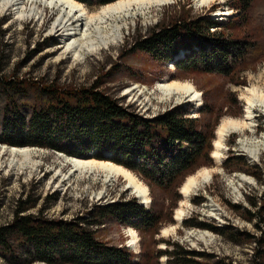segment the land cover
Returning <instances> with one entry per match:
<instances>
[{
    "label": "trees",
    "instance_id": "trees-1",
    "mask_svg": "<svg viewBox=\"0 0 264 264\" xmlns=\"http://www.w3.org/2000/svg\"><path fill=\"white\" fill-rule=\"evenodd\" d=\"M115 1L79 0L88 5ZM254 2L232 1L231 6L238 15L223 23L191 16L190 10L183 6L170 21L159 22L138 36L130 51L150 54L162 63L173 61L181 76L216 74L245 85L239 74L264 59V14ZM213 27L231 29L236 34L225 30L212 32ZM183 50L187 52L185 56L176 60ZM2 79L0 87L6 89V95L5 106L0 111V144L50 148L75 157L92 153L98 160H109L138 174L149 185L153 200L149 209L132 198L93 207L86 217L78 215L67 220L29 213L35 204H29V196H20L15 204L14 221L0 226L3 260L9 264H159L158 259L166 256L168 264H203L195 258L204 257L205 253L178 243H172V249H151L147 241L153 240L166 223L174 221L172 211L182 200L178 191L185 178L200 167L212 166L216 126L198 117H189L190 110L178 106L146 118L101 91L98 82L88 88L47 85L42 89L37 83ZM32 89L34 96L28 94ZM204 106L202 113L214 112L209 96ZM233 165L247 166V161L233 154L227 158L224 168L233 170ZM258 169L255 177L261 179L264 173L262 168ZM203 201L200 198L197 204ZM262 203L251 201L253 211L244 208L249 219L256 221L261 237L245 233V240L240 242L234 238L242 234L231 235L238 243H256L252 264H264ZM109 218L141 233L144 248L139 260L135 261L127 247L114 246L98 238L96 230ZM202 226L225 233L215 226ZM216 264L225 263L216 261Z\"/></svg>",
    "mask_w": 264,
    "mask_h": 264
},
{
    "label": "rangeland",
    "instance_id": "rangeland-1",
    "mask_svg": "<svg viewBox=\"0 0 264 264\" xmlns=\"http://www.w3.org/2000/svg\"><path fill=\"white\" fill-rule=\"evenodd\" d=\"M232 1L234 0H222V3L215 1L210 5L202 6L196 0H176L160 7H152L145 18L141 16L134 18L130 27L125 30L126 37L120 45L103 49L99 53L88 56L83 62L76 60L72 55L62 58L63 50H58L60 38L51 36L49 33V27L53 24L52 21L56 15L50 22L47 19L45 24L36 23L33 20L18 21L12 11L0 13V77L3 81L6 79L13 82L37 83L42 89L47 85L69 89L88 88L98 82L101 91L108 92L118 98L124 106H129L131 110H136L146 118L165 113L176 106L189 109V117H198L202 122L216 126L215 141L216 130L223 118L226 116L241 118L245 114L246 101L242 98L243 87L264 84V59L241 72L239 77L241 75L246 84L238 85L230 78H223L216 74L195 73L188 76L179 74V76L173 63L170 65V62H158L152 55L138 50L132 52L130 48L138 36L144 35L159 22L170 21L172 16L180 13L183 6L186 10H190L191 16L198 15L208 19L213 14L223 23L238 15V11L231 6ZM254 1L260 13L264 14V0ZM104 5L106 4L102 6ZM88 6L92 7L89 10L102 8L97 4ZM230 8L233 10L232 16L220 17L219 14ZM50 15L51 10H49ZM254 24L258 28V22ZM213 29L214 31L225 30L231 35L236 34L231 29L221 27H213ZM35 50L40 52H34ZM172 66L174 68H171ZM164 79L192 82L203 93V105L198 109L194 103H182L178 98L163 97L164 94L158 90L157 86L158 82ZM137 84L145 90V95L137 91L134 96L124 95L126 88ZM28 94L34 96L35 92L32 89ZM5 95L6 89L0 87V111L5 106ZM207 96L214 110L211 114L202 113V110L206 109L204 105ZM258 115L255 132L245 131L227 137V147L220 165L213 158L212 166H203L207 168L219 166L223 171L214 174L210 185L191 194L188 204L185 205L186 216L180 223L174 215L184 199L180 194L182 187L179 188L178 192L182 200L178 201L176 208H173L174 221L166 223L153 240L147 241V246L151 249L167 247L172 249L174 246L171 244L178 243L193 251L205 253L204 257L195 258L203 264H216V261H222L225 264H252L257 248L256 243L248 241L242 244L237 241L243 242L245 233L255 235L256 238L262 235L261 230L255 226L256 221L249 219V214L244 208L253 211L251 201L263 205L264 176L257 179L255 174L259 172L258 167L262 168L264 173V150L260 151L259 158L254 161L241 150L243 145L241 139L248 138L253 142L264 140V109L260 110ZM1 146L14 148L10 145L1 144ZM18 148L33 149L36 154L31 162L29 161V165H21L20 163L25 159L18 156L14 160L8 152L0 156V226L14 221L15 204L20 196H29V204H35L29 213L42 218L67 220L76 219L78 215L86 217L93 207L107 206L135 198V194L123 178H114L104 183L105 177L100 173H93L86 178L81 175V172H77L75 176H72L71 182L66 180L60 183L58 176L55 177V175H61V171L66 174L71 169L70 163L66 161L69 157L67 154L36 146ZM233 154L239 158L243 157L247 161V166L233 165V170L224 168L227 158ZM240 174L250 177V183L242 184L239 181ZM135 175L145 183L138 174ZM79 176L80 179L77 180ZM150 197L152 200L151 189ZM200 198L204 201L197 204ZM136 200L140 202L139 199ZM164 203L168 205L169 202L164 201ZM202 224L215 226L225 233L204 228ZM172 225H176L177 228L169 229V233L164 235L163 229ZM130 228L132 227L109 218L107 223L99 226L96 232L98 238L108 244L127 247L137 261L143 252L144 240L141 233L135 229L139 234L140 248L136 251L128 246L131 238ZM237 232L242 234L240 238L236 236ZM231 235L236 236L237 238L234 239L237 241L233 240ZM158 260L159 264H168L166 256ZM0 264L9 263L0 257ZM34 264L44 263L35 262Z\"/></svg>",
    "mask_w": 264,
    "mask_h": 264
},
{
    "label": "bare ground",
    "instance_id": "bare-ground-1",
    "mask_svg": "<svg viewBox=\"0 0 264 264\" xmlns=\"http://www.w3.org/2000/svg\"><path fill=\"white\" fill-rule=\"evenodd\" d=\"M174 1L176 0L158 3L156 0H140V2L120 3L119 0H116L102 6V8L89 10L77 0H0V13L12 11L18 21L33 20L36 23L43 22L45 24L47 19L50 22L56 15L52 21L53 24L49 27V33L51 36L60 38L58 50H63L62 58L72 55L76 60L83 62L88 56L99 53L103 49H110L112 46L120 45L126 37L125 30L130 27L134 18L137 16L145 18L152 7H160ZM196 1L202 6L210 5L215 1L222 3V0H209L208 3H201V0ZM49 10H51L50 16ZM232 13L233 10L230 8L219 15L220 17L232 16ZM213 16L216 17L215 15ZM217 19L219 20V17ZM171 63L169 64L172 65ZM171 68L174 67L172 66ZM186 85H190V88ZM157 88L164 94L163 97L178 98L179 100L181 99L180 102L182 103H194L198 109L203 105V93L190 81L164 79V81L158 82ZM142 89L137 84L134 87L126 88L124 95L134 96L137 92L145 95V90ZM246 89H252V91L250 92ZM242 92V98L246 101L245 114L241 118L226 116L221 120L216 130V140L214 141L212 155L218 165L222 162L224 151L227 147V137L231 134H241L245 131L255 132L256 118L259 116L258 112L264 109V84L243 87ZM249 101L251 103H248ZM241 143L243 144L241 150L246 152L252 160L257 161L261 154L260 151L264 150V140L253 142L248 138L245 140L242 137ZM6 152L14 160L18 156L25 159L24 162L20 163L21 165H29V161L31 162V159L36 154L33 149L18 147L9 149L6 146H1L0 156ZM66 161L71 165V169L68 172L70 174H63L62 171L61 175L56 174L55 177L58 176L60 183L66 180L71 182L72 176H75L77 172H81V175L86 178L93 173L103 174L105 177L104 183L112 181L114 178H123L129 189L135 195H139L140 201L146 203L147 207L150 208L152 200L149 186L125 167L92 157H67ZM204 170L207 171L205 172ZM221 171L223 169L219 166L212 168L203 167L196 174L187 177L181 188L184 199L174 214L178 223L183 221L186 216L185 205L188 204L191 194L210 185L214 174ZM78 179H80V176ZM239 181L242 184L250 183V177L240 174ZM176 228V225H172L167 229H163V233L167 235L170 231L169 229L175 230ZM165 230H168L167 234H165ZM129 231L131 238L128 241V246L138 251L140 248L139 234L133 228H130Z\"/></svg>",
    "mask_w": 264,
    "mask_h": 264
},
{
    "label": "snow or ice",
    "instance_id": "snow-or-ice-1",
    "mask_svg": "<svg viewBox=\"0 0 264 264\" xmlns=\"http://www.w3.org/2000/svg\"><path fill=\"white\" fill-rule=\"evenodd\" d=\"M119 2L120 3H133V2H140V0H119ZM156 2H158V3H165V2H168V0H156ZM209 2V0H201V3H208ZM187 87H189L190 88V85H186ZM247 91H252V89H246ZM248 103H251V101H249ZM253 107H255V105H253ZM230 123H231V121H230ZM245 127H247V125H245ZM220 147H222V145H220ZM214 155H215V153H214ZM205 172L207 171V170H204ZM167 231L168 230H165V234H167Z\"/></svg>",
    "mask_w": 264,
    "mask_h": 264
},
{
    "label": "water",
    "instance_id": "water-1",
    "mask_svg": "<svg viewBox=\"0 0 264 264\" xmlns=\"http://www.w3.org/2000/svg\"><path fill=\"white\" fill-rule=\"evenodd\" d=\"M1 144H2V143H1ZM1 144H0V145H1ZM213 144H214V143H213ZM3 145H7V144H3ZM7 146H9V145H7ZM13 147H15V146H12V148H13ZM16 147H19V146H16ZM62 153H63V152H62ZM64 155H66V154H64ZM69 157H75V156H69ZM80 157H84V158H91V157H92V158H95V157H93L92 153L89 154V155H87V156H80ZM212 157H213V155H212ZM213 158H214V157H213ZM96 159H97V158H96ZM103 161H105V160H103ZM180 194H182V193H181V190H180ZM135 198L140 200L139 195H135ZM140 202H141L142 205H144V207H147V204H146V203H144L143 201H140ZM175 219H176V218H175Z\"/></svg>",
    "mask_w": 264,
    "mask_h": 264
},
{
    "label": "built area",
    "instance_id": "built-area-1",
    "mask_svg": "<svg viewBox=\"0 0 264 264\" xmlns=\"http://www.w3.org/2000/svg\"><path fill=\"white\" fill-rule=\"evenodd\" d=\"M211 17H213V16H211ZM211 30H212V31H214V29H213V28H211Z\"/></svg>",
    "mask_w": 264,
    "mask_h": 264
}]
</instances>
